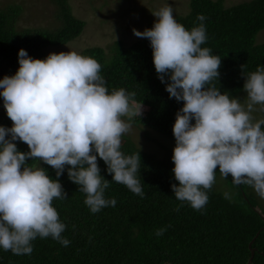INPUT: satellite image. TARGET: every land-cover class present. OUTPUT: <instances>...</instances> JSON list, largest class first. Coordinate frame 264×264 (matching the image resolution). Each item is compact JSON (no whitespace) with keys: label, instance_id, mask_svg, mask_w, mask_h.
Instances as JSON below:
<instances>
[{"label":"clouds","instance_id":"obj_1","mask_svg":"<svg viewBox=\"0 0 264 264\" xmlns=\"http://www.w3.org/2000/svg\"><path fill=\"white\" fill-rule=\"evenodd\" d=\"M152 15L157 20L151 29L132 31L150 41L158 78L170 81L169 98L183 101L173 126L175 198L203 209L218 168L224 179L230 175L235 185H249L264 199V119L252 115L256 105L264 111V66L245 78V103L221 94L209 86L219 77L221 59L201 47L207 41L206 17L198 15L201 23L189 31L169 5ZM18 58L16 74L0 80V96L12 121L11 128L0 126V248L30 255L37 237L70 243L61 236L66 225L52 206L54 199H67L59 182L66 166L92 213L116 204L104 197L110 183L100 175L97 157L113 182L143 198L139 152L126 156L121 151L122 136L132 130V119L142 115V104L123 88L109 93L101 65L92 57L69 51L40 60L21 49ZM17 140L29 151H18ZM28 160L51 166L57 179ZM164 231L158 229L156 235Z\"/></svg>","mask_w":264,"mask_h":264},{"label":"trees","instance_id":"obj_2","mask_svg":"<svg viewBox=\"0 0 264 264\" xmlns=\"http://www.w3.org/2000/svg\"><path fill=\"white\" fill-rule=\"evenodd\" d=\"M55 2L64 20L53 31L17 30L18 8L0 9V76L2 72L16 74L19 50L24 49L33 59L44 60L46 48L65 45L81 35L84 22L71 17L64 0ZM188 4L189 11L174 18L190 31L201 23L198 15L206 17L203 24L207 41L201 47L209 48L212 55L221 59L219 77L209 86L221 94H237L243 90L247 75L264 66V41L256 39L264 29V0L231 7H224L221 0H188ZM153 25L147 24L144 30ZM111 52L106 56L102 48L93 47L80 54L101 65L100 75L109 93L121 88L135 93L137 105L142 104V115L133 118L132 124L175 140L173 126L183 101L169 98L166 84L170 81L167 76L165 83L158 78L150 41L142 38L128 47L116 43ZM0 126L11 128L12 121L0 115ZM13 143L18 151H29L25 143ZM121 151L126 156L139 152L137 178L143 198L113 182L104 161L97 157L100 175L110 183L104 197L115 199L116 204L92 213L84 203L86 194L69 180L66 166L59 182L67 199H54L52 206L66 225L61 236L70 243L64 246L51 237H37L32 241L30 255H14L0 248V264H246L251 241V264H264V205L255 201L251 186L235 185L229 175L235 199L225 198L211 188L207 190V204L197 211L177 200L172 191L173 184L179 186L172 171L173 152L158 158L137 148L125 135ZM26 163L44 168L51 179H57L51 166L38 160ZM218 173L217 168L216 176ZM161 228L166 231L157 236L156 231Z\"/></svg>","mask_w":264,"mask_h":264},{"label":"rangeland","instance_id":"obj_3","mask_svg":"<svg viewBox=\"0 0 264 264\" xmlns=\"http://www.w3.org/2000/svg\"><path fill=\"white\" fill-rule=\"evenodd\" d=\"M221 1L224 7H231L250 0ZM64 2L71 17L84 22V27L81 35L73 41L62 46L46 48L47 56L69 51L80 54L83 50L93 47L102 48L105 55L109 56L116 43L128 47L141 40L142 38L136 37L132 30L143 32L147 24L155 23L157 18L152 14L160 8L171 6L174 17L185 15L189 11L188 0H64ZM10 6L18 8L19 14L15 22L17 30L53 31L59 28L64 20L55 0H0L1 10ZM256 39L258 42L264 41V29L258 33ZM5 76L12 75L2 72L0 80ZM229 97L245 103L247 93L243 89ZM260 108V105H256V110L252 112L255 120L264 119V111H260ZM0 115L4 118L7 116L2 96H0ZM125 136L129 137L137 148L158 158H162L166 152H173L176 146L175 140L140 125L132 124V130ZM212 189L224 196L227 193L230 199H235L236 193L231 188L229 178L224 179L220 173L216 176ZM252 191L255 201L260 206L264 205V199L260 198L254 189Z\"/></svg>","mask_w":264,"mask_h":264},{"label":"water","instance_id":"obj_4","mask_svg":"<svg viewBox=\"0 0 264 264\" xmlns=\"http://www.w3.org/2000/svg\"><path fill=\"white\" fill-rule=\"evenodd\" d=\"M251 243H252V241L248 245V247L250 249V257H249V259H248V261H247L246 264H251L252 263V258H253V255H254V249L253 248H250Z\"/></svg>","mask_w":264,"mask_h":264}]
</instances>
